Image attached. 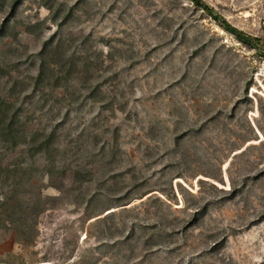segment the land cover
I'll return each mask as SVG.
<instances>
[{
	"label": "rangeland",
	"instance_id": "obj_1",
	"mask_svg": "<svg viewBox=\"0 0 264 264\" xmlns=\"http://www.w3.org/2000/svg\"><path fill=\"white\" fill-rule=\"evenodd\" d=\"M203 1L251 45L189 0H0V264H264V0Z\"/></svg>",
	"mask_w": 264,
	"mask_h": 264
},
{
	"label": "trees",
	"instance_id": "obj_2",
	"mask_svg": "<svg viewBox=\"0 0 264 264\" xmlns=\"http://www.w3.org/2000/svg\"><path fill=\"white\" fill-rule=\"evenodd\" d=\"M196 8L204 11L207 16L213 19L224 30L232 33L235 37L244 41V43L251 45V36H247V39L243 38V33L239 29L233 26L228 20L217 13L212 6L203 0H189ZM57 15V13H55ZM54 18L56 16L53 15ZM7 25L2 24L0 28V38L4 37L7 33ZM256 42L264 41V35L262 37H254ZM66 40L62 34H56L43 42L41 49L38 51L39 65L36 76L33 78L32 86L35 92H41L44 88H59L64 82L69 81L74 75L77 74V64L81 55L78 52L70 53L65 47ZM78 54L79 56H75ZM81 70H89L91 67L88 62V57L82 59ZM25 88V87H23ZM39 96V95H38ZM40 98V97H39ZM3 107V108H2ZM18 122V111L10 110L5 105L4 100H0V126L1 133H3L4 140L7 142H13L17 133L16 128ZM56 129H52L42 138L38 133L33 135L31 140L32 147H35L36 152L50 153V150L54 147L57 139ZM39 138H42L39 140ZM38 140V141H37ZM38 213V212H37Z\"/></svg>",
	"mask_w": 264,
	"mask_h": 264
},
{
	"label": "bare ground",
	"instance_id": "obj_3",
	"mask_svg": "<svg viewBox=\"0 0 264 264\" xmlns=\"http://www.w3.org/2000/svg\"><path fill=\"white\" fill-rule=\"evenodd\" d=\"M218 184V183H217Z\"/></svg>",
	"mask_w": 264,
	"mask_h": 264
}]
</instances>
